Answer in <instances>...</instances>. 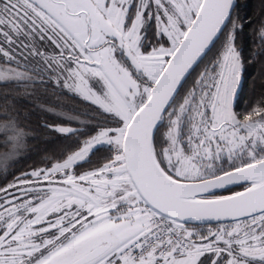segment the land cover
<instances>
[{
    "label": "snow or ice",
    "instance_id": "obj_1",
    "mask_svg": "<svg viewBox=\"0 0 264 264\" xmlns=\"http://www.w3.org/2000/svg\"><path fill=\"white\" fill-rule=\"evenodd\" d=\"M253 64L264 0H0V264H264Z\"/></svg>",
    "mask_w": 264,
    "mask_h": 264
},
{
    "label": "trees",
    "instance_id": "obj_2",
    "mask_svg": "<svg viewBox=\"0 0 264 264\" xmlns=\"http://www.w3.org/2000/svg\"><path fill=\"white\" fill-rule=\"evenodd\" d=\"M247 2L249 5V10L251 11L258 5L259 0H241V3ZM249 48L252 47V41L249 36L247 41ZM261 84H264V80L260 78L258 66L257 65H249L247 66V71L245 77L241 83L239 93H238V100L240 103V107L243 108L246 106L247 103L255 99L259 93ZM69 106L71 104L69 103ZM50 139L48 137L40 136L34 144H39L41 148L46 146V141ZM54 147V146H53Z\"/></svg>",
    "mask_w": 264,
    "mask_h": 264
}]
</instances>
